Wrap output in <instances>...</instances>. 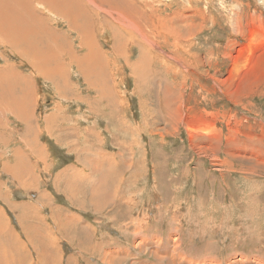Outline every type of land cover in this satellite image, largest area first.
I'll return each mask as SVG.
<instances>
[{
  "label": "rangeland",
  "instance_id": "1",
  "mask_svg": "<svg viewBox=\"0 0 264 264\" xmlns=\"http://www.w3.org/2000/svg\"><path fill=\"white\" fill-rule=\"evenodd\" d=\"M48 1L0 0V264H264V0Z\"/></svg>",
  "mask_w": 264,
  "mask_h": 264
},
{
  "label": "bare ground",
  "instance_id": "2",
  "mask_svg": "<svg viewBox=\"0 0 264 264\" xmlns=\"http://www.w3.org/2000/svg\"><path fill=\"white\" fill-rule=\"evenodd\" d=\"M94 2V0H89V2ZM104 1V0H102ZM148 1V0H147ZM151 1V0H150ZM154 1V0H153ZM49 4H51L53 7H58L56 8V11L55 13H59L60 15L66 17L67 19L69 18L70 19V22H71V27L74 31L78 30L79 32V36H82V34H84L82 31H81V25L82 23L80 21L77 20L78 16H80V13L82 12V10L87 6L86 2L84 0H51V1H48ZM59 2V3H57ZM116 2H119V1H116ZM145 2V1H144ZM147 3V2H146ZM149 3V2H148ZM152 3V2H151ZM17 6L19 5L16 4ZM57 5V6H56ZM86 5V6H85ZM94 5V4H93ZM107 5V4H106ZM14 6V5H13ZM20 6V5H19ZM95 6V5H94ZM7 7V6H6ZM51 11H52V8H50ZM59 12H58V11ZM120 10V9H119ZM107 12H110V10H106ZM18 11L16 10V13ZM120 13V12H119ZM123 14V13H122ZM121 14V16H122ZM125 15L123 16V18L121 20H124L125 19ZM81 18V16H80ZM131 18V17H130ZM80 20V19H79ZM117 22H120V20ZM124 22V21H123ZM107 23H105L106 25ZM122 24V23H121ZM131 25V23H130ZM128 30V29H127ZM130 32V31H129ZM74 33V32H73ZM5 37V36H4ZM53 37V36H52ZM2 38V37H1ZM4 39V38H3ZM81 39V38H80ZM2 40V39H1ZM82 40V39H81ZM5 41V40H4ZM7 41V39H6ZM25 41V40H24ZM23 41V42H24ZM10 43V39L8 41ZM7 43V42H6ZM12 44V43H11ZM14 44V43H13ZM14 46V45H13ZM21 107V106H20ZM21 110H23V108L21 107L20 108ZM206 127V126H205ZM214 130V129H213ZM215 131V130H214ZM206 133V132H205ZM229 135V134H228ZM230 138V137H229ZM212 139V138H211ZM217 143V142H216ZM190 216V215H189Z\"/></svg>",
  "mask_w": 264,
  "mask_h": 264
},
{
  "label": "crops",
  "instance_id": "3",
  "mask_svg": "<svg viewBox=\"0 0 264 264\" xmlns=\"http://www.w3.org/2000/svg\"><path fill=\"white\" fill-rule=\"evenodd\" d=\"M7 87V86H6ZM3 91V90H2ZM37 145H35V147H36ZM40 154H42V151L40 150ZM35 155H37V150H36V148H35ZM112 218H115V216H112ZM177 232V230H175V233Z\"/></svg>",
  "mask_w": 264,
  "mask_h": 264
}]
</instances>
